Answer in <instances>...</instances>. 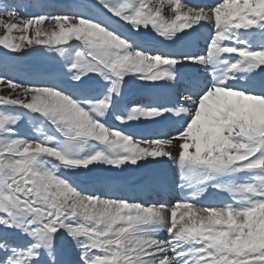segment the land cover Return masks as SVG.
<instances>
[{
    "label": "snow or ice",
    "instance_id": "6c2138e0",
    "mask_svg": "<svg viewBox=\"0 0 264 264\" xmlns=\"http://www.w3.org/2000/svg\"><path fill=\"white\" fill-rule=\"evenodd\" d=\"M27 7L0 0V46L56 53L62 72L52 83L0 75L12 90L0 95V264H264V0ZM130 87L168 91L133 100ZM25 117L34 134L19 131ZM109 119L178 126L145 138ZM161 158L178 170L173 202L117 195L115 177L80 182Z\"/></svg>",
    "mask_w": 264,
    "mask_h": 264
},
{
    "label": "rangeland",
    "instance_id": "374dc122",
    "mask_svg": "<svg viewBox=\"0 0 264 264\" xmlns=\"http://www.w3.org/2000/svg\"><path fill=\"white\" fill-rule=\"evenodd\" d=\"M17 2L29 5L26 9L22 11H26L27 13H40V12H64V11H84L88 12V8L81 7L82 5H89L91 7L95 4V0H17ZM95 11V9H93ZM168 13L165 12V15ZM7 19V18H5ZM45 29H51L52 25L48 22L42 26ZM117 30L124 35L131 36L132 33L128 26L124 25L122 22L116 25ZM206 31L210 30L209 26H204ZM3 29H0V35H3ZM13 35H20V33H13ZM161 45V44H158ZM6 61V64L0 66V75H7L9 78H15L17 82L28 84L30 82H59L60 74L62 72V58H60L56 53L48 52L46 49H41L39 51H26L25 53H11L7 50L3 49L0 46V63ZM141 82L136 81V84H140ZM147 88H138V87H130L127 90V95L130 97L132 94H139ZM12 90L7 87L5 84H0V95H9ZM19 91V90H17ZM150 93V92H149ZM148 93V95H149ZM135 100V99H133ZM13 111H19V109H12ZM111 125L115 126L116 122L114 120L109 122ZM138 123L131 122L130 124ZM167 126L159 125H148V131L143 134L144 137L151 136L153 132L163 131L168 127L174 128L176 124L174 122H167ZM19 131L21 133H30L34 134V130L32 129L31 121L25 117L18 126ZM129 132V131H127ZM162 163L155 166H148L143 168H136L135 166H129L123 172L115 169H106V166H101L98 170L93 173H87L86 175H81L80 179H95L99 175L108 176V177H137L146 171L151 170H164L167 174L172 176V170H175V165H172L167 158H161ZM86 172V170H84ZM102 183V181H101ZM150 200V198H148ZM147 201V200H146ZM166 233H161V236H165ZM166 237V236H165Z\"/></svg>",
    "mask_w": 264,
    "mask_h": 264
},
{
    "label": "bare ground",
    "instance_id": "6f19581e",
    "mask_svg": "<svg viewBox=\"0 0 264 264\" xmlns=\"http://www.w3.org/2000/svg\"><path fill=\"white\" fill-rule=\"evenodd\" d=\"M160 89H158L157 91H159ZM166 91V90H165ZM144 93V92H143ZM150 94V93H149ZM162 124V126H167V122H162L161 123ZM177 126L178 125H176L175 127H174V129L176 130V128H177ZM128 131L129 132H131V133H136V134H138V135H143V134H145L147 131H148V128H144V129H142V130H136V129H134V128H130V129H128ZM175 173L179 176V174H178V170H175ZM81 182V181H80ZM122 196H129V197H132V196H134V195H125V193H123L122 194ZM147 202H150V200L149 199H147Z\"/></svg>",
    "mask_w": 264,
    "mask_h": 264
}]
</instances>
